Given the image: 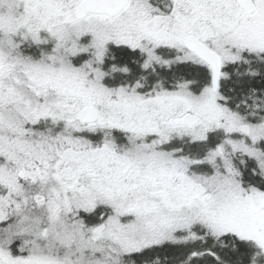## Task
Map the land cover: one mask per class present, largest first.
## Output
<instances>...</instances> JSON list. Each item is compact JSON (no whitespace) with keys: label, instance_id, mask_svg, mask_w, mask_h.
I'll return each instance as SVG.
<instances>
[{"label":"snow or ice","instance_id":"obj_1","mask_svg":"<svg viewBox=\"0 0 264 264\" xmlns=\"http://www.w3.org/2000/svg\"><path fill=\"white\" fill-rule=\"evenodd\" d=\"M0 264H264V0H0Z\"/></svg>","mask_w":264,"mask_h":264}]
</instances>
